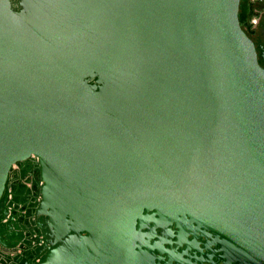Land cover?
Masks as SVG:
<instances>
[{"label": "water", "instance_id": "obj_1", "mask_svg": "<svg viewBox=\"0 0 264 264\" xmlns=\"http://www.w3.org/2000/svg\"><path fill=\"white\" fill-rule=\"evenodd\" d=\"M240 3L0 0V247L28 228L2 198L35 155L44 243L21 264H264V66ZM167 222L217 252L148 257L142 230Z\"/></svg>", "mask_w": 264, "mask_h": 264}, {"label": "flooded vegetation", "instance_id": "obj_2", "mask_svg": "<svg viewBox=\"0 0 264 264\" xmlns=\"http://www.w3.org/2000/svg\"><path fill=\"white\" fill-rule=\"evenodd\" d=\"M13 3L14 6H16L17 0H13ZM239 15L242 26L255 43L260 62L264 66V0H241ZM19 171L18 174H13L12 172L9 174L6 189L2 198L5 200L3 207L8 212L16 214V217H19L20 219L33 215L36 217L38 208H36L37 205L33 203V200L36 196L41 195V189H36L37 182L41 180L39 169L35 168L32 161L27 160L20 164ZM30 173L34 177L32 182L35 189H28L23 183V179H25ZM14 178H18L19 180L14 181ZM11 181H14L15 185L11 195H9L8 186ZM152 220L153 218H151V221H148V224H152ZM27 225L31 226L28 223ZM145 231L146 230L143 229L141 235L143 243L147 247L148 257L156 259V261H160V263L166 262V255L163 253L164 251L170 253L173 257L181 258L183 256H188L189 258H192V249L205 254H207L208 250H212L214 247L213 254H215L218 249L217 245L219 239L216 235L208 230L197 227L191 222L183 223L181 228L178 229H175L174 226L169 225L167 222L164 224V233L161 237H159L160 230H156L155 228L152 229L149 234H146ZM157 246L163 253V255L159 257H156L153 253ZM196 254L194 255L195 257H197ZM166 264H168V262H166Z\"/></svg>", "mask_w": 264, "mask_h": 264}, {"label": "built area", "instance_id": "obj_3", "mask_svg": "<svg viewBox=\"0 0 264 264\" xmlns=\"http://www.w3.org/2000/svg\"><path fill=\"white\" fill-rule=\"evenodd\" d=\"M28 160L32 161L35 168L39 169L38 157L32 155ZM21 163L24 162L14 164L10 172H12L13 174H18V172H20L19 169ZM33 178H34L33 175L30 173L25 179H23V183L28 189H35L34 184L32 182ZM14 179H15L14 181L19 180L18 178H14ZM14 181L9 182V186H8L9 195H11L13 187L15 185ZM43 185L44 183L42 182V180H39L36 184V189L40 190L43 187ZM41 200H42L41 195L36 196L35 199L33 200V203L37 205L36 208H38ZM24 219H21L22 223L25 224L28 228L24 232V235L21 241L17 244V246L8 250H4L2 247H0V264H21L20 259H17L18 256H22L24 255V253L28 251H36L43 245L44 243L43 236L38 231V229L34 227V222L36 220L35 215L26 216ZM27 223L30 224L31 226H28ZM40 262H41V258L35 259V263H40Z\"/></svg>", "mask_w": 264, "mask_h": 264}]
</instances>
